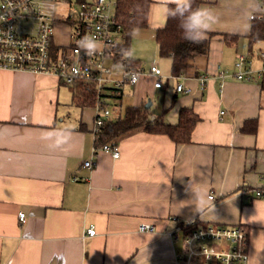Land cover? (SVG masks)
Masks as SVG:
<instances>
[{
	"label": "crops",
	"instance_id": "0c3cea01",
	"mask_svg": "<svg viewBox=\"0 0 264 264\" xmlns=\"http://www.w3.org/2000/svg\"><path fill=\"white\" fill-rule=\"evenodd\" d=\"M252 3L201 0L199 7L218 17L208 50L173 77L170 59L158 57L154 34L165 20L152 0L147 27L135 29L129 51L143 73L115 97L106 86L104 94L117 105L114 117L123 112V99L134 106L150 100L152 115L163 112L169 124L181 108L191 109L199 121L187 144L138 131L116 143L119 157L112 158L95 147V104L78 105L79 83L0 70V264H176L185 234L178 224L192 219L244 226L247 264H264V201L240 194L264 182V83L233 76L239 54L249 57L253 69L260 67L264 42L250 51L244 30ZM224 35L238 38L227 44ZM53 41L56 48L71 41L68 24H57ZM159 60L165 69L158 66L163 80L157 89L147 66ZM105 64L115 63L106 56ZM199 74L206 76L203 87ZM178 84L191 91L176 92ZM250 119H256V130L241 131ZM64 128L72 134L62 147L50 148L52 141L42 139L48 130ZM91 159L89 170L83 163ZM203 191L212 198L199 215L193 210ZM141 224L154 229L140 232ZM90 226L92 237L84 235Z\"/></svg>",
	"mask_w": 264,
	"mask_h": 264
},
{
	"label": "built area",
	"instance_id": "2783aa9c",
	"mask_svg": "<svg viewBox=\"0 0 264 264\" xmlns=\"http://www.w3.org/2000/svg\"><path fill=\"white\" fill-rule=\"evenodd\" d=\"M260 3L264 7V0ZM116 5L117 0H0V70L52 74L69 86L86 83L95 94L94 140L99 137V129L111 117L116 105L104 94L106 86L111 85L115 97L125 86L137 84L143 73L140 68L127 63L111 64L113 68L105 64L106 56L110 57L116 50L122 31L115 16ZM64 22L68 24L71 41L56 48L53 41L55 27ZM84 36L96 38L102 51L93 56L85 55L78 48V41ZM257 59L260 67L253 69L249 57L239 54L234 78L242 82L264 83V51L257 54ZM115 67L118 69L116 77L113 76ZM148 71L154 79L153 87L161 88L163 75L158 65L151 64ZM197 80L203 87L206 76L199 74ZM175 91L189 93L191 89L178 84ZM100 148L112 158L119 157L115 145L104 144ZM94 164L91 159L83 166L91 170ZM240 194L248 201H264V182L258 187L243 188ZM209 196L212 198V195ZM24 217L20 213L19 222H23ZM153 229L147 224L139 226L140 232ZM178 230L185 231V234L183 250L175 254L176 264L248 263V240L244 226L200 223L192 219L179 223ZM94 234L95 230L90 226L84 235L92 237Z\"/></svg>",
	"mask_w": 264,
	"mask_h": 264
},
{
	"label": "trees",
	"instance_id": "16d2710c",
	"mask_svg": "<svg viewBox=\"0 0 264 264\" xmlns=\"http://www.w3.org/2000/svg\"><path fill=\"white\" fill-rule=\"evenodd\" d=\"M151 3L152 0H117L115 16L122 31L117 48L110 56L116 65L128 63L134 67L139 66L137 60L129 57L132 32L135 29L147 27ZM200 3L201 0H194L193 8L199 7ZM178 23V20L167 19L164 26L156 29L154 34L158 57L170 59V74L173 77H180L191 59L204 55L208 50L207 39L199 44L182 39ZM223 37L227 44L234 43L238 38L234 35ZM245 37L250 51L256 43L264 42V14L256 15V18L251 21V29ZM77 86L80 92L76 99L78 105L93 107L94 91L82 83ZM197 121H199L198 116L189 108H181L177 122L169 124L163 121V112L153 116L150 108H144V103L139 106L126 105L120 116L111 115L106 119L99 129V137L95 139V147L99 148L104 144L116 145L121 138L138 131L166 135L175 144H187L190 142L191 133ZM255 130L256 119L246 120L241 128V131L247 133H253Z\"/></svg>",
	"mask_w": 264,
	"mask_h": 264
},
{
	"label": "clouds",
	"instance_id": "9594fccd",
	"mask_svg": "<svg viewBox=\"0 0 264 264\" xmlns=\"http://www.w3.org/2000/svg\"><path fill=\"white\" fill-rule=\"evenodd\" d=\"M193 2L194 0H155L156 7L164 20H178V27L182 32V39L193 44H199L207 39L208 33L217 23L218 17L211 8H193ZM258 13H264V7H261L260 0H253L245 21V31L251 29V21L256 18V14ZM138 34V30L132 32L134 36ZM67 42L66 40L65 43ZM78 48L83 50L87 56H93L102 51V46L96 38L90 36L81 38L78 41ZM71 134L72 130L68 128L51 129L44 134L42 139L52 141L49 144L50 148H60L68 142ZM210 201L211 197L208 196V193L206 191L201 192L193 211L200 215Z\"/></svg>",
	"mask_w": 264,
	"mask_h": 264
},
{
	"label": "rangeland",
	"instance_id": "374dc122",
	"mask_svg": "<svg viewBox=\"0 0 264 264\" xmlns=\"http://www.w3.org/2000/svg\"><path fill=\"white\" fill-rule=\"evenodd\" d=\"M150 65H151V64H150ZM158 66H160V68L164 70V69H165V68H164V66H165V61H164V60H159V61H158ZM147 67H149V66H147ZM128 104H129V99H126V100L123 99V101H122V103H121V106L124 107V106H126V105H128ZM248 188H252V187H248ZM242 189H243V188H242Z\"/></svg>",
	"mask_w": 264,
	"mask_h": 264
},
{
	"label": "water",
	"instance_id": "95a60500",
	"mask_svg": "<svg viewBox=\"0 0 264 264\" xmlns=\"http://www.w3.org/2000/svg\"><path fill=\"white\" fill-rule=\"evenodd\" d=\"M150 106H151V102H150V100H148L147 102H146V104L144 105V108L145 109H148V108H150ZM153 118V117H152Z\"/></svg>",
	"mask_w": 264,
	"mask_h": 264
}]
</instances>
